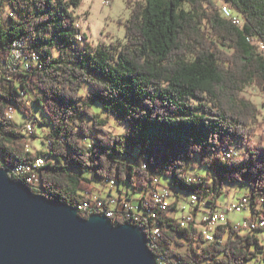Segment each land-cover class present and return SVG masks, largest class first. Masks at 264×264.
<instances>
[{
	"label": "clouds",
	"instance_id": "obj_1",
	"mask_svg": "<svg viewBox=\"0 0 264 264\" xmlns=\"http://www.w3.org/2000/svg\"><path fill=\"white\" fill-rule=\"evenodd\" d=\"M145 119L208 132L159 166L129 155ZM0 149L34 194L141 229L152 264H264V0H0Z\"/></svg>",
	"mask_w": 264,
	"mask_h": 264
},
{
	"label": "water",
	"instance_id": "obj_2",
	"mask_svg": "<svg viewBox=\"0 0 264 264\" xmlns=\"http://www.w3.org/2000/svg\"><path fill=\"white\" fill-rule=\"evenodd\" d=\"M0 264H152L142 230L91 220L0 170Z\"/></svg>",
	"mask_w": 264,
	"mask_h": 264
},
{
	"label": "trees",
	"instance_id": "obj_3",
	"mask_svg": "<svg viewBox=\"0 0 264 264\" xmlns=\"http://www.w3.org/2000/svg\"><path fill=\"white\" fill-rule=\"evenodd\" d=\"M157 0H153V3H156ZM169 18L174 19L172 16V5H169ZM160 44L163 45V50H166L169 45L172 43V29H168V40L167 43L164 44V35L161 34L160 37ZM221 48H224V45H220ZM227 52H231L232 49H225ZM207 55V54H206ZM201 59L203 57H197L196 65L199 66ZM208 60H212L211 55H207ZM211 65H207L206 68H193L190 69L191 71H205L209 70V77L204 81L205 85H210L212 83L211 79ZM95 71V69H93ZM150 71H155L154 66L149 65ZM103 75V73H99ZM223 75V73H221ZM223 87V86H222ZM94 91V98L98 102H103L104 97L101 92L97 91L96 89H93ZM131 95L126 97V99L130 100L133 103H139V98L135 95L133 90H130ZM58 102L62 104H69L72 103L67 98L57 96L55 97ZM117 107L120 109V113L124 114L125 110L123 109V106L117 105ZM137 124H141L142 131L140 135H134L129 138V155H132L134 153L138 152H147L149 157H155L156 164L159 166H166L167 163L175 156L180 155L181 153L186 152L187 145L191 141V138H196L199 140L202 137H205L207 135L208 129L201 125L196 124H189L184 122H179L175 124H168V123H157L155 121L150 120H142V121H132L131 126L135 128ZM151 141V143H146V141ZM97 147L99 150L103 151L105 150L104 146L97 144ZM70 151H73L70 149ZM0 154H6L4 153V150L0 149ZM261 159H264V153L261 155ZM70 165L73 168H79V163L74 160H69ZM215 169L218 171V173L222 176V178H227L232 169L219 164L217 161L214 165ZM51 198H56L63 200L62 197H60L57 194H50Z\"/></svg>",
	"mask_w": 264,
	"mask_h": 264
}]
</instances>
